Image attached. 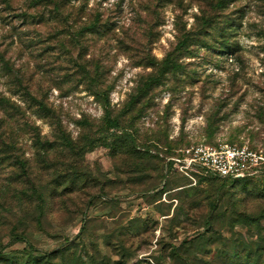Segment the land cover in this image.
<instances>
[{"label": "rangeland", "instance_id": "rangeland-1", "mask_svg": "<svg viewBox=\"0 0 264 264\" xmlns=\"http://www.w3.org/2000/svg\"><path fill=\"white\" fill-rule=\"evenodd\" d=\"M196 142L264 149V0H0V264H240L264 180Z\"/></svg>", "mask_w": 264, "mask_h": 264}, {"label": "built area", "instance_id": "built-area-1", "mask_svg": "<svg viewBox=\"0 0 264 264\" xmlns=\"http://www.w3.org/2000/svg\"><path fill=\"white\" fill-rule=\"evenodd\" d=\"M172 170L180 175L195 178L198 174L243 179L256 176L264 166V149L248 145L192 143L166 157Z\"/></svg>", "mask_w": 264, "mask_h": 264}, {"label": "trees", "instance_id": "trees-1", "mask_svg": "<svg viewBox=\"0 0 264 264\" xmlns=\"http://www.w3.org/2000/svg\"><path fill=\"white\" fill-rule=\"evenodd\" d=\"M105 106H108V101L105 100ZM104 122L105 125L108 129H117L119 128V122L116 118H112L110 115V112L108 111L107 108H105L104 110ZM175 154L174 151L171 152L168 156ZM195 178H201V179H221V180H227V181H232V182H236V181H241V180H258V181H262L264 180V166L262 167L260 173L256 176H252V177H246L243 179H228V178H221V177H216V176H212L210 174H198L195 175ZM247 216V215H246ZM246 221L245 219H242L241 222H243V224L245 225H249L251 222L255 223V227L258 229L259 228V221L255 220V219H251L247 217ZM255 236V240L254 241H248V242H241L242 248L245 250V255L240 257L239 255V260H240V264H264V234H262L261 230L259 232H255V234H253ZM252 235V236H253ZM230 248H232V246H230ZM63 253V251L61 252V254ZM236 258L238 257L237 254L234 255ZM242 260V261H241ZM200 264H208V263H204V262H200Z\"/></svg>", "mask_w": 264, "mask_h": 264}]
</instances>
